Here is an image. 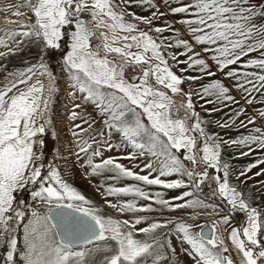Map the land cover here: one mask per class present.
<instances>
[{
	"label": "snow or ice",
	"instance_id": "snow-or-ice-1",
	"mask_svg": "<svg viewBox=\"0 0 264 264\" xmlns=\"http://www.w3.org/2000/svg\"><path fill=\"white\" fill-rule=\"evenodd\" d=\"M0 12V264H264V0Z\"/></svg>",
	"mask_w": 264,
	"mask_h": 264
},
{
	"label": "rangeland",
	"instance_id": "rangeland-1",
	"mask_svg": "<svg viewBox=\"0 0 264 264\" xmlns=\"http://www.w3.org/2000/svg\"><path fill=\"white\" fill-rule=\"evenodd\" d=\"M5 2H7V0H0V5H3ZM12 2H14V0H12ZM146 14V13H145ZM5 17V14L3 12H0V28H3L4 26L7 25V23H2L3 20H6V19H3ZM7 21V20H6ZM77 183L84 189L86 190L89 195H92L94 197H96V193H94L91 189V187L87 184L86 181L84 180H80L79 178L77 179ZM98 198V197H97Z\"/></svg>",
	"mask_w": 264,
	"mask_h": 264
},
{
	"label": "bare ground",
	"instance_id": "bare-ground-1",
	"mask_svg": "<svg viewBox=\"0 0 264 264\" xmlns=\"http://www.w3.org/2000/svg\"><path fill=\"white\" fill-rule=\"evenodd\" d=\"M3 19H5V18H3ZM2 23H5V24H6V23H7V21H6V20H3V22H2Z\"/></svg>",
	"mask_w": 264,
	"mask_h": 264
}]
</instances>
